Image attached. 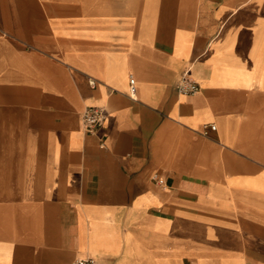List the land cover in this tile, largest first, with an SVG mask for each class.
<instances>
[{
  "label": "crops",
  "instance_id": "1",
  "mask_svg": "<svg viewBox=\"0 0 264 264\" xmlns=\"http://www.w3.org/2000/svg\"><path fill=\"white\" fill-rule=\"evenodd\" d=\"M90 257L264 264V0H0V264Z\"/></svg>",
  "mask_w": 264,
  "mask_h": 264
},
{
  "label": "built area",
  "instance_id": "2",
  "mask_svg": "<svg viewBox=\"0 0 264 264\" xmlns=\"http://www.w3.org/2000/svg\"><path fill=\"white\" fill-rule=\"evenodd\" d=\"M131 91L135 92V79H131ZM92 84L95 85V81H92ZM177 89L179 92L183 94H195L200 91V85L188 78L187 73L183 75L182 80L178 83ZM107 118V114L104 108L91 106L88 107L82 116L83 126L86 132L95 133L99 130L105 123ZM209 130H216V126L205 127L204 134L208 135ZM104 147V144H102ZM157 179V177H156ZM160 184H163L164 181L162 179H158ZM72 264H96V260L94 258H79L72 262Z\"/></svg>",
  "mask_w": 264,
  "mask_h": 264
}]
</instances>
